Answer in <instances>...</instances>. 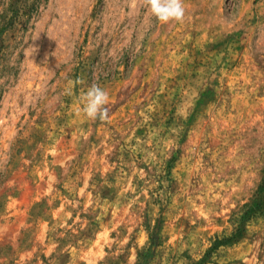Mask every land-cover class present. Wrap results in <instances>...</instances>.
Instances as JSON below:
<instances>
[{
	"label": "rangeland",
	"instance_id": "1",
	"mask_svg": "<svg viewBox=\"0 0 264 264\" xmlns=\"http://www.w3.org/2000/svg\"><path fill=\"white\" fill-rule=\"evenodd\" d=\"M184 5L0 0V264H264V0Z\"/></svg>",
	"mask_w": 264,
	"mask_h": 264
},
{
	"label": "clouds",
	"instance_id": "2",
	"mask_svg": "<svg viewBox=\"0 0 264 264\" xmlns=\"http://www.w3.org/2000/svg\"><path fill=\"white\" fill-rule=\"evenodd\" d=\"M144 6L150 11L160 23L166 24L170 22L182 23L185 18L186 8L184 0H143ZM83 80L69 81L72 87L77 84H83ZM67 94H71V88L67 90ZM82 104L80 112L92 121L99 120L107 122L109 120L110 109L107 107L110 102L107 90L98 84H92L80 97Z\"/></svg>",
	"mask_w": 264,
	"mask_h": 264
},
{
	"label": "trees",
	"instance_id": "3",
	"mask_svg": "<svg viewBox=\"0 0 264 264\" xmlns=\"http://www.w3.org/2000/svg\"><path fill=\"white\" fill-rule=\"evenodd\" d=\"M260 189L261 190H264V182H262V184H261V186H260ZM227 241V239L226 240H222V241H219V240H216L215 242H214V247L215 246H218V245H220V244H222V243H225Z\"/></svg>",
	"mask_w": 264,
	"mask_h": 264
}]
</instances>
